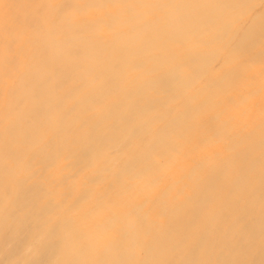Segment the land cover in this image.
Instances as JSON below:
<instances>
[{"label": "bare ground", "instance_id": "bare-ground-1", "mask_svg": "<svg viewBox=\"0 0 264 264\" xmlns=\"http://www.w3.org/2000/svg\"><path fill=\"white\" fill-rule=\"evenodd\" d=\"M5 247L264 264V0H0Z\"/></svg>", "mask_w": 264, "mask_h": 264}, {"label": "rangeland", "instance_id": "rangeland-1", "mask_svg": "<svg viewBox=\"0 0 264 264\" xmlns=\"http://www.w3.org/2000/svg\"><path fill=\"white\" fill-rule=\"evenodd\" d=\"M5 249H4V252H3L4 255H3V258H2V264H10L9 263V258H8V250H7L6 247H5Z\"/></svg>", "mask_w": 264, "mask_h": 264}]
</instances>
